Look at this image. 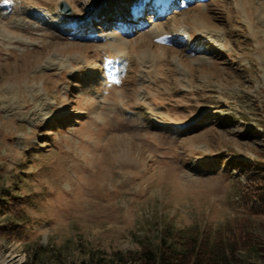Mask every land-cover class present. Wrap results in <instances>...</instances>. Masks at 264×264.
<instances>
[{
    "label": "rangeland",
    "instance_id": "obj_1",
    "mask_svg": "<svg viewBox=\"0 0 264 264\" xmlns=\"http://www.w3.org/2000/svg\"><path fill=\"white\" fill-rule=\"evenodd\" d=\"M104 5L0 0V264H100L180 228L264 264V0Z\"/></svg>",
    "mask_w": 264,
    "mask_h": 264
},
{
    "label": "trees",
    "instance_id": "obj_2",
    "mask_svg": "<svg viewBox=\"0 0 264 264\" xmlns=\"http://www.w3.org/2000/svg\"><path fill=\"white\" fill-rule=\"evenodd\" d=\"M260 188L264 189V178L260 180ZM259 188V189H260ZM5 204H9L8 211L24 219L21 212L23 204L29 202V195H14L2 192ZM264 196V195H261ZM3 205L0 206V209ZM22 226L12 225L6 228L16 235ZM208 228L193 229H168L160 237L155 248L142 247L134 251H114L110 258L100 264H222L228 259L231 250L221 245V237L210 235ZM213 236V237H212ZM212 237V238H211ZM25 264H32L39 256V250L33 254L27 253Z\"/></svg>",
    "mask_w": 264,
    "mask_h": 264
},
{
    "label": "water",
    "instance_id": "obj_3",
    "mask_svg": "<svg viewBox=\"0 0 264 264\" xmlns=\"http://www.w3.org/2000/svg\"><path fill=\"white\" fill-rule=\"evenodd\" d=\"M65 6H64V4L63 5H61L60 7H59V10L61 11V12H64V13H67V12H69V9H68V7H66V8H64Z\"/></svg>",
    "mask_w": 264,
    "mask_h": 264
},
{
    "label": "bare ground",
    "instance_id": "obj_4",
    "mask_svg": "<svg viewBox=\"0 0 264 264\" xmlns=\"http://www.w3.org/2000/svg\"><path fill=\"white\" fill-rule=\"evenodd\" d=\"M113 1H115V0H113ZM110 2H112V0H106V5H104V7L107 6L108 4H110ZM102 9H104V8H102ZM101 13H103V12H101Z\"/></svg>",
    "mask_w": 264,
    "mask_h": 264
},
{
    "label": "snow or ice",
    "instance_id": "obj_5",
    "mask_svg": "<svg viewBox=\"0 0 264 264\" xmlns=\"http://www.w3.org/2000/svg\"><path fill=\"white\" fill-rule=\"evenodd\" d=\"M6 2H7V0H6Z\"/></svg>",
    "mask_w": 264,
    "mask_h": 264
}]
</instances>
